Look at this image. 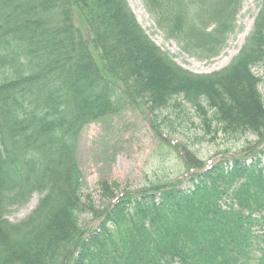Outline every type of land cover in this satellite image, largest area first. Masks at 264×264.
Masks as SVG:
<instances>
[{
	"label": "trees",
	"instance_id": "16d2710c",
	"mask_svg": "<svg viewBox=\"0 0 264 264\" xmlns=\"http://www.w3.org/2000/svg\"><path fill=\"white\" fill-rule=\"evenodd\" d=\"M143 2L167 37L209 60L234 32L242 0ZM263 64L264 0L238 55L207 75L176 64L126 0H0V264H264L260 158L206 169L185 153L187 187L158 180L119 195L100 182L102 211L83 195L76 162L82 129L132 105L170 132L187 105L205 134L256 136L264 157L253 73ZM32 193L36 209L8 222ZM98 212L85 230L80 218Z\"/></svg>",
	"mask_w": 264,
	"mask_h": 264
},
{
	"label": "rangeland",
	"instance_id": "374dc122",
	"mask_svg": "<svg viewBox=\"0 0 264 264\" xmlns=\"http://www.w3.org/2000/svg\"><path fill=\"white\" fill-rule=\"evenodd\" d=\"M126 1L147 36L176 64L194 74L207 75L225 68L238 55L253 30L261 0H242L235 17L234 32L219 55L209 60L189 55L178 42L167 37L156 25L143 0ZM79 28L84 38L90 41V34L82 23ZM88 44L100 65L97 50L93 43ZM253 73L261 79L259 91L264 103V64L255 67ZM183 107V121L174 124L177 132L160 126L159 119L156 120L146 108L133 105L82 129L76 144V162L86 184L83 195L90 198L96 210L102 211L107 202L100 192V182L117 187L115 190L119 195L141 190L158 180L171 184L178 182L182 188L187 187L185 153L206 169L220 162L232 166L235 159L250 162L253 157L260 158L264 164V157L258 152L261 144L256 136L232 139L221 133L205 134L194 112L187 105ZM40 198L41 195L32 193L24 203L11 206L6 220L17 223L25 219L36 209ZM99 212L86 213L80 218L85 230L98 226Z\"/></svg>",
	"mask_w": 264,
	"mask_h": 264
}]
</instances>
